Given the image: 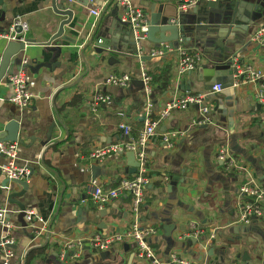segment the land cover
<instances>
[{
	"label": "crops",
	"instance_id": "obj_1",
	"mask_svg": "<svg viewBox=\"0 0 264 264\" xmlns=\"http://www.w3.org/2000/svg\"><path fill=\"white\" fill-rule=\"evenodd\" d=\"M129 1L147 20L156 13L158 3L167 2L177 7L178 12L190 15L191 23L195 21V16H191L195 6L181 9V0ZM210 2L225 5L239 2L256 8L259 19L249 22L247 27L234 25L230 36L234 41L227 45L226 55L237 56L241 64L264 74V46L249 41L255 30L264 27V0H197L196 5L201 3L207 8ZM51 6V0H2L0 4V30L9 31L15 23L26 25L21 37L35 41L18 54L29 66L24 70L30 77L28 89L34 95L31 104L23 109L13 105L9 101V83L0 82V132L10 121L17 122L23 140V144L17 143V165L31 172L25 190L11 183L1 189L0 210L4 219L0 223V236L6 237L11 248L2 246L0 264L5 251L12 254L8 264H23L25 255L26 264H149L137 258L132 244H115L101 252L85 244L78 258H70L69 249L76 242L123 231L133 222L129 198L120 197L104 209H97L85 191L89 184L112 187L122 176L130 175L125 155H109L101 161H92L89 155L101 145L136 140L144 129L147 104L152 106L151 118L156 119L168 100L187 93L205 94L212 123L196 125L199 110L191 106L173 111L156 127L155 136L145 148L149 181L144 188L139 225L156 228L158 234L152 243L164 260L176 251L190 264H245L241 255L247 252L252 264H264V241L260 238L264 237V214L252 218L247 225L237 223V204L248 200L239 194L240 187L251 179L264 190V119L255 98L258 91L264 92V77L257 84H238L210 93L215 81L211 60L221 54L204 38L198 41L191 37L186 43H176L197 55L195 68L182 74L177 50L150 56L151 44L145 39L140 49L137 47L142 60L133 54L125 57L97 54L92 46L84 49L103 11L102 8L98 17L90 14L100 6V0H89L85 6L69 2L67 8L72 16L63 34L74 43L55 44L61 53L57 65H53L50 63L53 54L40 44L57 31L65 17L55 14ZM113 8L112 5L104 8L105 18ZM103 29L100 25L98 31ZM125 39H118V54L127 51ZM7 41L10 40L0 36V55ZM140 61L150 75L168 77L165 87L161 81L152 82L149 97L143 91ZM122 73L130 76L126 87L105 83L108 76ZM222 78L227 80L226 76ZM98 92L108 95L109 101L92 112L87 104ZM120 123L131 127L128 137L119 130ZM165 133L177 134L171 147L161 140ZM221 149H226L235 160V168L227 169L218 159ZM3 161L0 157V165ZM175 178L178 182L173 188L170 184ZM4 179L0 174V183ZM20 191L24 193L15 202L45 222L43 231L38 221L25 219L23 227L17 207L6 202L7 196ZM189 223L204 232L201 242L177 240L187 232ZM235 227L249 230L231 244L228 240L235 239L240 231L236 235ZM164 228L171 229L169 241ZM211 235L213 242L208 239ZM40 247L45 248L44 252L32 253L27 263L29 252ZM211 248L213 252L209 255Z\"/></svg>",
	"mask_w": 264,
	"mask_h": 264
},
{
	"label": "built area",
	"instance_id": "obj_2",
	"mask_svg": "<svg viewBox=\"0 0 264 264\" xmlns=\"http://www.w3.org/2000/svg\"><path fill=\"white\" fill-rule=\"evenodd\" d=\"M196 2L197 0H181L180 8L186 9L193 7L196 5ZM111 5L122 12L120 21L130 25L135 40L142 42L145 39V30L148 20L140 9L134 8L131 5L129 0H100V6L91 10L90 14L94 17H98L102 8L104 9ZM17 26L21 28L20 33H15L14 31ZM26 29V25L15 23L4 36L10 41L24 42L21 33L26 31ZM249 41L250 43L264 46V27L255 30ZM137 47L140 49V44L137 45ZM175 50H177L179 55V73L182 74L193 70L197 63V55L180 47ZM137 51L140 52V50ZM172 51L174 50L165 45L159 49L150 50L149 55L158 56L165 52ZM137 57L140 58L138 53ZM228 61L231 70L234 71L232 75L234 86H237L238 84H257L264 77V74L260 70L241 64L237 56H230ZM139 70L144 94L146 97H149L152 90V77L147 72L145 64L142 61H140ZM29 79L30 77L24 69L15 70L12 75L8 77V83L11 87L9 101L21 109L28 107L34 99V95L28 89ZM129 81L130 76L127 73H122L108 76L105 83L116 88H124ZM220 91V85H213L210 93H217ZM255 98L263 110L262 116L264 119V92L261 90L258 91ZM205 99L206 96L202 93H187L180 95L179 97H174L165 103L163 110L160 111L156 119L151 118L152 106L147 104L144 117V129L140 132V135L136 140L101 145L95 147L90 152L89 157L92 161H101L109 155H123L126 152L134 153L138 167L133 175L122 176L117 181L116 185L112 187H103L94 184H89L85 187L88 199L97 209H104L113 200L120 197L129 198L133 222L123 231L108 235H95L85 242H76L74 248L69 249V256L71 259L79 257L80 251L85 244L96 252L108 250L115 244H132L135 247L137 258L146 261L149 264H190L185 258L178 255L176 251L169 253L165 260L157 255L156 249L153 246L154 244L152 243L153 238L158 234L156 228L152 226L141 227L138 219L141 206L144 202V188L149 181L148 158L145 148L148 142L155 136L156 127L162 121L167 119L173 111L186 110L191 106H197L199 110V120L195 123L196 125L202 126L211 124L212 121L209 118L210 109L205 104ZM107 101H109V96L98 92L92 96L91 101L88 102L87 105L92 112H96L99 106ZM118 128L124 136L128 137L131 133V127L127 123H120ZM176 136V133H165L161 136V140L167 147H171L172 139ZM218 154V159L223 162L227 169L236 167L235 160L230 157L226 149L219 150ZM17 156V143H0V157L4 160L0 165V174L5 178L21 180L26 179L30 174L28 168L19 167L17 165ZM241 170L246 172L244 169ZM239 194L245 196L248 200L240 201L237 204L238 224L247 225L252 218L263 216L264 190L260 189L253 180L248 179L240 187ZM26 220L28 222L38 221L41 224V231L45 229V222L34 214L27 213ZM203 235L204 232L196 228L194 223H189L187 232L177 237V240L200 239ZM213 238L212 235L208 237L210 241ZM5 243L8 244L9 242L6 240ZM11 257V252L5 251L2 264H8Z\"/></svg>",
	"mask_w": 264,
	"mask_h": 264
},
{
	"label": "water",
	"instance_id": "obj_3",
	"mask_svg": "<svg viewBox=\"0 0 264 264\" xmlns=\"http://www.w3.org/2000/svg\"><path fill=\"white\" fill-rule=\"evenodd\" d=\"M89 0H51L52 10L55 14L61 17H65L58 26L57 31L49 37L46 42L40 44L45 48L47 52L53 54L51 62L53 65H57V60L60 56L61 49L57 47L55 44L58 42H66V43H74V40H71L67 36L63 34L64 26L68 25L71 21L72 12L67 8L69 2H78L83 6L87 4ZM2 0H0V4ZM159 6L157 8L156 13L150 15L149 20L147 22V27L145 30V41L151 44V49L157 48L160 45H166L168 48L175 50L179 47L180 44H176L177 42L186 43L192 37L198 41H203L207 39V41L211 42V45L218 49L217 51H221L220 57L216 60H211V67L215 72L214 77L215 81L213 85H220L221 90L231 88L233 86V70L230 68V63L228 61L227 45L234 40H231V34L234 33L233 27L234 25L247 27L249 22H253L260 18V15L256 13V8H250V6L243 5L239 2L234 3L232 5L218 4L216 2H210L208 7L205 8V5L201 3L195 5V11L191 13V16H195V21L190 22L188 18L190 15L183 14L178 12L177 7L174 5H170V3H158ZM168 8H171L169 11ZM106 9H103L101 16L99 17L96 30L89 36L87 43L84 45V49L90 46L93 47L94 51L97 54L108 53V54H117L121 57H125L127 55L133 54L135 57L138 53L137 45H141V42L136 41L133 36V30L130 25L122 23L120 21V16L122 12H119L117 8H113L108 17H104ZM252 11H254L252 13ZM193 14V15H192ZM110 18V21H107ZM198 21V22H196ZM108 22V23H107ZM200 23H202L200 25ZM104 27L103 31H98V28ZM15 33H20L21 28L17 26L14 29ZM8 32L7 29L0 30V36L6 35ZM167 34V35H166ZM157 35V36H156ZM126 38L127 42V51L124 53L118 54L116 52V48L118 46V39ZM187 39V40H186ZM35 44L34 40L25 39L24 42H14L7 41L5 48L3 49L0 55V82H8V77L12 75L14 69H25L26 63L22 62L24 60H20L18 58V54L25 49L26 46ZM42 65L38 67H42ZM47 66V65H46ZM226 76L227 80H224L222 77ZM54 124H52L50 131ZM19 125L15 121H10L0 132V143H19L23 144V140L21 139L18 133ZM50 134L47 135V142L49 141ZM125 157L128 161L127 165L129 167L128 172L130 175H133L136 172L138 167V163L135 159L133 152H126ZM92 172L95 170L94 167L91 168ZM31 176V172L27 178ZM26 179H8L5 178L4 181L0 183V193L1 189H4L9 183L17 184L21 186L22 190H25ZM178 179L175 178L171 182V186L175 188ZM23 191L18 193H12L6 197V202L8 204H14L19 212V216L22 218L21 225L24 227L25 219L27 212L25 208L18 202H15V199L23 195ZM100 215L103 213L100 212ZM4 219V212L0 210V222ZM24 219V222H23ZM34 222V221H33ZM235 227V234L237 235V230H240L235 239H229V243L238 242L242 236V234L248 232V228ZM165 229V228H164ZM165 237L166 240H170L171 229H165ZM261 240L264 241V237L261 235ZM6 237L0 236V251L2 250V246L4 248H11L9 244L5 243ZM212 242L214 239L211 240ZM192 242L199 243L201 239H192ZM128 246L125 245V250H128ZM259 249V245L257 249H254V252L257 253ZM213 252V248L209 251V255ZM4 255V253L2 254ZM241 260L245 264H252L251 258L247 255V252H244L241 255ZM23 264H26V255L23 259Z\"/></svg>",
	"mask_w": 264,
	"mask_h": 264
},
{
	"label": "trees",
	"instance_id": "obj_4",
	"mask_svg": "<svg viewBox=\"0 0 264 264\" xmlns=\"http://www.w3.org/2000/svg\"><path fill=\"white\" fill-rule=\"evenodd\" d=\"M109 7V6H108ZM151 77H152V82L154 83H158V81L160 82L161 81V86H163V87H165L166 85H167V83H168V77H154V76H152L151 75ZM163 78V79H162ZM44 250H45V248H43V247H40V248H36V249H33V250H31L30 252H29V256H28V258H27V263L30 261V257H31V255H32V253H34V252H36V254L38 253V254H42L43 252H44Z\"/></svg>",
	"mask_w": 264,
	"mask_h": 264
}]
</instances>
